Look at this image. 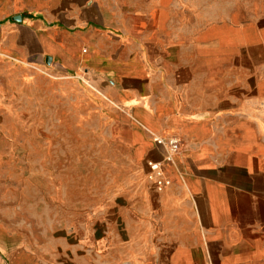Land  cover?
<instances>
[{"label":"crops","instance_id":"0c3cea01","mask_svg":"<svg viewBox=\"0 0 264 264\" xmlns=\"http://www.w3.org/2000/svg\"><path fill=\"white\" fill-rule=\"evenodd\" d=\"M262 8L0 0V116L22 134L7 143L36 147L58 176L84 162L86 176L94 163L117 176L58 189L67 213L49 223L67 247L0 219V264H264ZM155 137L181 141L161 192Z\"/></svg>","mask_w":264,"mask_h":264},{"label":"rangeland","instance_id":"374dc122","mask_svg":"<svg viewBox=\"0 0 264 264\" xmlns=\"http://www.w3.org/2000/svg\"><path fill=\"white\" fill-rule=\"evenodd\" d=\"M247 4L254 10L259 9L257 1ZM261 10L264 11V8ZM0 118V219L13 222L12 228L16 230L31 228V225L35 232L43 231L45 247H52L55 243L66 247L71 245L66 235L67 227L49 223L53 221L54 213H67V210L53 208L54 202L68 201L67 195L62 194L60 197L58 189L91 185L99 191V187L113 184L117 180L115 171L110 174L112 176L101 175L99 166L94 163L93 176H86L84 172L88 163L84 162L81 163L79 171L58 176L55 172L46 170V166L43 167L36 147L25 152L22 150L24 148L8 144L7 139L12 131L6 128L2 115ZM12 136L20 139L22 134L16 131ZM99 149L100 147H93V154L99 156ZM59 165L63 167L62 163H58V167ZM42 203L49 205L42 208Z\"/></svg>","mask_w":264,"mask_h":264},{"label":"built area","instance_id":"2783aa9c","mask_svg":"<svg viewBox=\"0 0 264 264\" xmlns=\"http://www.w3.org/2000/svg\"><path fill=\"white\" fill-rule=\"evenodd\" d=\"M153 142L161 150L163 157L161 161H150L148 163V178L153 183L155 189L161 192L172 184L167 175L166 167H173L175 165V158L181 150V141L177 138L164 139L155 137Z\"/></svg>","mask_w":264,"mask_h":264}]
</instances>
